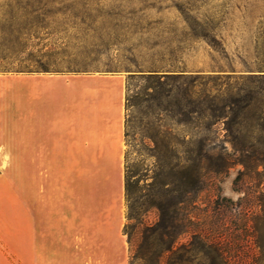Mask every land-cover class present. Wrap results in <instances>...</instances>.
I'll return each mask as SVG.
<instances>
[{
  "label": "rangeland",
  "instance_id": "1",
  "mask_svg": "<svg viewBox=\"0 0 264 264\" xmlns=\"http://www.w3.org/2000/svg\"><path fill=\"white\" fill-rule=\"evenodd\" d=\"M56 1L58 6L74 5L79 18L62 24L66 19L61 17L60 24L51 25L60 33L46 43L54 44L58 37L68 35V56L60 49L49 59L42 57L50 69L121 73L127 79L126 164L132 175L128 215L134 218L126 230L131 254L137 253L142 222L153 224L158 219L157 210L148 207L146 194L163 173L173 178L183 165L202 163L203 173L216 179L223 196L234 200L242 196L234 190L233 182L246 170L244 163H254L249 156L257 149L264 150V0ZM8 3L0 0V36L11 24L6 15L11 9ZM151 3L153 8L141 10ZM18 24L15 19L14 26ZM32 44L29 41L25 57L26 65L34 66L29 54L39 53ZM3 48L0 45V55ZM152 66L176 67L183 78L173 85L149 88L141 70ZM231 91L255 95L250 112L237 120L235 138L209 108L218 102L213 101L215 95ZM232 139L239 148L246 145L250 153L244 156L238 152L237 164L216 175L206 168L215 157L206 160L199 155L200 149L213 154L225 148L234 152ZM259 170L264 171V165ZM249 171L256 175L254 169ZM22 172V166H0V174L21 178ZM15 184L22 187L21 180ZM217 194L202 192L203 207ZM223 217L231 227L235 220L246 222L231 214ZM235 234L227 240L232 263L264 264V246H258L251 233L240 230ZM134 264L144 262L136 259Z\"/></svg>",
  "mask_w": 264,
  "mask_h": 264
},
{
  "label": "crops",
  "instance_id": "2",
  "mask_svg": "<svg viewBox=\"0 0 264 264\" xmlns=\"http://www.w3.org/2000/svg\"><path fill=\"white\" fill-rule=\"evenodd\" d=\"M126 103L121 73L0 72V264H130Z\"/></svg>",
  "mask_w": 264,
  "mask_h": 264
},
{
  "label": "trees",
  "instance_id": "3",
  "mask_svg": "<svg viewBox=\"0 0 264 264\" xmlns=\"http://www.w3.org/2000/svg\"><path fill=\"white\" fill-rule=\"evenodd\" d=\"M57 4L59 3L56 0H9L7 5L11 9L6 15H9L7 21L11 24L0 36V45L5 48L0 55L2 62L0 72L54 71L50 69L49 63L42 60V57L49 59L56 50L60 49L65 55L68 35L58 37L54 44L46 43L51 36L60 33L59 28L53 30L51 25L56 22L60 24L61 17L66 19L62 24H68L67 21H71L72 18H79V14L73 11L74 5L58 6ZM13 6H16L17 10L13 9ZM153 7L154 4L151 3L141 10ZM15 19L19 21L16 26H14ZM81 23H86L85 17H81ZM29 41L33 42L32 45L39 53L29 54L28 60L34 61V66L26 65L25 56L30 47ZM81 54L83 52H80V56ZM14 60L18 61V66L13 65ZM141 71L144 72L141 77L149 84V88L156 87L157 84L173 85L183 78V74L179 73L181 70H177L176 67L152 66L148 70ZM252 93L231 91L214 96L213 101L218 102L215 105L210 104L209 108L215 116L224 121L230 137L235 138L234 128L237 120L250 112L255 100V95ZM232 143L234 152L225 148L224 151L213 154L209 150L200 149L199 155L206 160L215 157V161L206 167L208 170L220 175L237 164L238 152L244 156L249 155L250 151L246 145L239 148L233 139ZM252 157L255 159L254 163L252 165L244 163L246 170H241L233 182L234 190L243 193L237 200L221 194L220 184L208 173H203L202 163L183 165L173 178H169L170 175L167 173L169 177L164 173L156 177V181L149 185L150 189L146 196L148 195L149 198L148 207L157 210L158 219L153 224L142 222L136 243L137 253L131 254L130 264H134L136 259L142 260L144 264H233L227 240L233 235L236 236L235 233L240 230L251 233L257 245L263 247L264 171H260L259 166L264 165V150H255L254 154L249 156ZM253 169L256 175L250 173L249 170ZM131 176L126 164L127 223L134 218L128 215L132 193ZM204 191L218 192L217 198L210 196L209 204L205 207H203L205 202H201V194ZM230 214L236 218L242 217L241 221L246 220V222L238 223L239 221L235 220L234 227H231L223 217L224 215L228 217ZM127 223L124 229L126 234ZM128 239L131 246V238Z\"/></svg>",
  "mask_w": 264,
  "mask_h": 264
}]
</instances>
